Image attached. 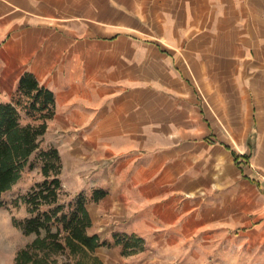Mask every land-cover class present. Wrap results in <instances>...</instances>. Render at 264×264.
Instances as JSON below:
<instances>
[{"label": "crops", "instance_id": "obj_1", "mask_svg": "<svg viewBox=\"0 0 264 264\" xmlns=\"http://www.w3.org/2000/svg\"><path fill=\"white\" fill-rule=\"evenodd\" d=\"M28 71L89 234L264 264V0H0V96Z\"/></svg>", "mask_w": 264, "mask_h": 264}, {"label": "trees", "instance_id": "obj_2", "mask_svg": "<svg viewBox=\"0 0 264 264\" xmlns=\"http://www.w3.org/2000/svg\"><path fill=\"white\" fill-rule=\"evenodd\" d=\"M15 95L11 101L0 102V207L5 205L4 194L21 179L25 169L40 165L44 176L41 183L13 201L16 207L26 204L30 213L23 221L14 218V225L26 234L37 235L17 253L15 264H53L56 260L51 255L67 249L70 254L77 255L101 246L122 244L127 252L138 248L143 240L134 235L116 234L111 243L102 240L98 234H89L87 229L92 223L83 193H79L68 208L59 203L62 157L54 145L41 147L48 120L55 113L54 93L28 71L19 78ZM22 111L33 121L23 123ZM33 156H36L35 161L31 160ZM104 195V191L95 190L93 199L98 200ZM42 206L50 208L39 213ZM54 225L55 231L52 230Z\"/></svg>", "mask_w": 264, "mask_h": 264}, {"label": "rangeland", "instance_id": "obj_3", "mask_svg": "<svg viewBox=\"0 0 264 264\" xmlns=\"http://www.w3.org/2000/svg\"><path fill=\"white\" fill-rule=\"evenodd\" d=\"M16 91V90H15ZM11 97V100H13ZM7 97L0 96V102H6ZM22 122L28 123L33 119L28 116L24 111L21 112ZM55 138L47 129L46 134L43 136L42 148H47L50 145H54L59 150H64L63 145H56L54 143ZM60 146V147H59ZM61 148V149H60ZM32 161L36 160V156H33ZM21 179L13 186V188L6 192L3 196L5 205L0 207V264H15V258L19 251L26 245L30 244L36 237V233L26 234L19 227L15 226L13 219L23 221L26 217L30 216L26 204L21 206H14V199L19 196L26 194L31 188L44 180V176L40 171V165H36L33 169H25ZM62 181V190L59 196V203H63L68 206L71 201H74L79 193H83L88 198L87 192L79 190L78 187L74 186L70 180V176L66 173V170L62 168L60 174ZM50 206H42L40 212L46 211ZM68 208V207H67ZM66 208V209H67ZM92 223V221H91ZM94 223L87 229L91 231L94 229ZM62 227V224H60ZM52 230H56V226L52 227ZM42 236L45 235V231L42 230ZM108 242L114 241L107 240ZM240 243V241H238ZM197 245L191 244L187 247L186 252H182L181 256H153L152 254L144 255L147 249V245L142 241L140 246L135 250H125L122 244L113 246H101L94 251L87 253H78L77 255L70 254L69 250L59 251L53 253L52 259L56 262L53 264H143L147 259H156V264H210L217 259V257L231 258L234 263L242 264V260L247 258L246 254H243L240 247L233 244V246L227 247L225 240H206L202 241V257H198L194 250H197ZM258 249L255 248L250 252V259L256 258ZM203 260V261H202ZM248 260V259H247ZM205 261V262H204ZM246 263V262H245Z\"/></svg>", "mask_w": 264, "mask_h": 264}]
</instances>
